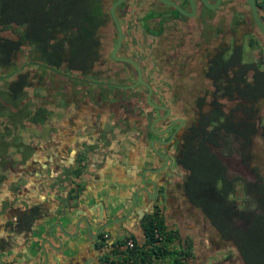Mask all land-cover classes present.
Returning a JSON list of instances; mask_svg holds the SVG:
<instances>
[{
  "label": "flooded vegetation",
  "instance_id": "1",
  "mask_svg": "<svg viewBox=\"0 0 264 264\" xmlns=\"http://www.w3.org/2000/svg\"><path fill=\"white\" fill-rule=\"evenodd\" d=\"M117 1L102 0L99 5L104 20L96 28L98 51L78 60L81 65H91L87 72L66 71L60 62L41 59L28 41L11 48L7 55L0 54V94L7 98L0 103L6 107V117H0V145L6 146L0 152V264H42L40 242L48 238L50 229L55 240L48 238L51 246L43 245L46 264H108L112 253V244H106L109 234L105 227L97 231L113 217L107 216L102 199L94 201L93 195L84 192L88 189L85 182L97 179L93 165L98 167L94 162L104 156L102 145L148 139L152 156L148 164L157 168L162 161L151 151L149 142L165 143L155 146L168 164L150 176L159 189L154 201L142 193L144 204L150 205L147 214L157 213V202L173 204L167 170L171 164L177 166L174 155L181 137L195 123L197 112L211 109L212 94L220 93L215 91L217 79L222 84L230 76V70H222L219 62L230 58L232 63L239 57L241 64H253L242 60L245 45L254 54H264V38L254 28L244 0H123L115 5ZM254 3L264 22V0ZM112 8L121 32L114 55L117 32ZM247 17L252 27L240 33L238 28ZM104 28L105 39L100 41L99 31ZM16 30H3L0 38L15 40ZM73 63L77 65L76 58ZM213 63H217L214 78L206 76ZM259 68H264V61ZM250 76L249 71L246 77ZM195 77H203L207 89L203 82L193 81ZM189 99L190 107L186 104ZM187 117L193 120L189 123ZM111 153L117 155V149L112 148ZM46 172H61L69 180L63 200L74 205L61 213L70 218V225L65 224L64 215L59 221L54 216L58 209L49 218V207L36 202L34 193L41 188ZM91 172L94 175L88 179ZM181 183L173 182L171 188L182 193ZM86 195L91 203L84 207L81 204ZM35 220L41 232L36 231L29 241L32 229L20 227ZM57 223L68 237L61 234Z\"/></svg>",
  "mask_w": 264,
  "mask_h": 264
},
{
  "label": "trees",
  "instance_id": "2",
  "mask_svg": "<svg viewBox=\"0 0 264 264\" xmlns=\"http://www.w3.org/2000/svg\"><path fill=\"white\" fill-rule=\"evenodd\" d=\"M101 2L0 0V32L15 29L19 32L15 40L0 38V54L7 55L11 48L28 41L40 52L41 59L60 62L66 71L87 72L91 65H81L78 60L91 57L98 51L96 28L104 20L99 8ZM74 58L77 65L73 63ZM239 60L237 57L232 63L230 58L219 62L222 70H230V76L221 81L222 84L219 83L220 78L215 82V91H219V95L212 94L208 112H197L195 123L181 137L174 163L184 172L180 187L185 200L199 210L217 239L234 248L241 264H264V178L257 173V168L251 169L255 180L245 182L242 190L252 202V207L238 208L230 199L234 192V179L228 178L224 164L212 150L221 146L223 136L230 135L246 147L252 144L257 134L258 105L264 100V68L254 63L241 64ZM217 63H213L206 76L214 78L217 69L214 64ZM249 71L251 76L247 78ZM219 98L238 99L240 102L226 113L217 101ZM260 128V136L264 138V125ZM140 227L143 244L137 245L130 236L133 247L119 252L125 256L121 261L186 264L192 259L190 246L186 243L174 249L168 248L175 233L165 231L157 213L145 216ZM155 233L162 242L157 243ZM119 244L123 246V242L119 241Z\"/></svg>",
  "mask_w": 264,
  "mask_h": 264
},
{
  "label": "crops",
  "instance_id": "3",
  "mask_svg": "<svg viewBox=\"0 0 264 264\" xmlns=\"http://www.w3.org/2000/svg\"><path fill=\"white\" fill-rule=\"evenodd\" d=\"M260 124L264 125L263 119ZM147 140L135 138L117 141L115 143L110 141L111 143L106 142L102 145L104 148V156L94 162L99 164L98 167H94L93 165V173H95L97 179L95 178V183L90 181L88 183V181H86L87 183L85 182V186H87L88 189L87 192H84L93 195L92 199L94 201L102 199L105 203V209L107 210L106 213L108 217H114L127 211L134 193L135 186L133 183L138 181L141 171L149 166L147 163L152 159V156H149L148 153L149 150L146 144ZM98 146L100 147V145ZM95 148H97V146H95ZM112 148L114 151L117 149V155L111 153ZM262 152L263 151L261 150V154ZM221 161L225 166L222 159ZM172 167L173 164L170 165L169 169L172 170ZM170 170H167V178L169 180L167 189L168 191H171L168 193L170 198L175 199L177 197L176 193L178 188L174 187V189H172L171 183L179 182L178 179H181L182 181L184 172L181 169V176L176 177ZM60 171L62 172V170ZM229 171L231 170L229 169ZM61 172L58 175L54 173L50 174L49 172L43 174L41 188L36 190L34 193V195L38 197L36 199V202L39 201L38 205L41 204L43 207H49V212H46L47 214L50 213V215H48L49 218H52L51 216H53V210H59V213L54 215L58 218V221L60 215H64L62 214L64 212L63 210L68 209V211H70L72 210L71 207L74 205V202L66 204L65 200H63L65 193H67L68 186H66V184L69 180H67L68 178H64L62 175L63 173ZM93 173L91 172L86 177L90 179V177L94 175ZM150 176V174L145 175L147 178H150ZM238 190L239 188L237 182L234 183V195L241 198L240 195L242 196V193L238 192ZM180 196L183 200V194H180ZM90 203L91 201L86 195V200H83L81 206L85 207ZM76 205L80 206L78 203ZM156 206H160L157 214L163 222L165 231L175 233L174 241L168 245V248L174 249L179 246V244L184 245L183 243L190 246L192 259L188 260L186 264H232L231 260L234 257L233 254H235V250L231 251V249H226L223 251L221 249V245H215L216 243H221L218 239L202 234L206 231L207 226L205 224L206 221L198 209L192 207L188 202L186 209H181L182 204L179 205V200H177V203L173 201V204L169 201V204L167 205H161L160 202H157ZM236 206L238 208L241 207V203H238ZM149 208L150 205L147 206L144 204L143 195L139 194L136 205L128 219L125 220L124 223H122V225L117 229L109 227L105 230V232L109 234L106 244H112V251L114 250V252L111 253L112 255L110 254L108 259L109 261L117 259L116 251L118 250H115L114 248L118 247L117 249H120V247L116 244V242H124L123 239L125 236L133 237L137 245L143 244L144 236L140 227V220L144 216L148 215L147 213L150 211ZM36 222H38V220L29 222L27 227H20V230L32 229L29 232V237H27L29 241L32 240V236H34L37 231L38 223ZM23 251L26 252L27 248L23 249Z\"/></svg>",
  "mask_w": 264,
  "mask_h": 264
},
{
  "label": "rangeland",
  "instance_id": "4",
  "mask_svg": "<svg viewBox=\"0 0 264 264\" xmlns=\"http://www.w3.org/2000/svg\"><path fill=\"white\" fill-rule=\"evenodd\" d=\"M235 19V18H234ZM234 19L232 20V22H234ZM244 23V24H243ZM243 23L240 25V27L238 28V31H240V33L244 30H246V27H252V25H250V18L247 17L245 18V20H243ZM255 28V27H254ZM256 30V29H255ZM254 30V31H255ZM259 40H262L261 37L259 35H255ZM99 38L100 41H102L103 39H105V28L99 31ZM243 40H246V36H243ZM103 43V42H102ZM257 49V48H255ZM23 53L20 54L19 58L21 60V57L25 55V52H27V49L22 51ZM33 51L31 50V53ZM255 51H250L246 48V45L243 46V55H242V60L243 62H247V61H253L254 63H256L258 65V67L261 66L262 62L264 61V54H260L261 52L258 51L257 53L254 54ZM102 53L104 54V50H102ZM30 54V53H29ZM29 54L27 56H29ZM252 55V56H250ZM35 56L34 58H36V55L34 53ZM193 81H199L200 83H204L205 89H207V81L204 80L203 77H195ZM181 100V98L179 99V101ZM189 102H186L187 105H192V99L188 100ZM2 102H7V98L5 95L0 94V103ZM221 105H222V110L224 112L228 111L229 109H233L236 107L237 103L240 102V100L238 99H234V100H227V99H221L220 100ZM181 104H182V100H181ZM183 106V104H182ZM259 108V112H258V116H257V134L253 137V141L252 144L250 146H246L244 147L241 142L235 141L233 140V138L229 135V136H223V142L221 143V146L219 148H212V150L215 152V154L217 155L218 158H221L223 160V162L225 163V168H226V172H227V176L230 179H234V183L238 182V192L242 193V196L240 195L241 198L237 197L233 194L231 195L230 199L235 201V204L237 205L238 203H241V207H239L240 209L247 207V208H251L252 207V202L250 201V199L248 197H246L243 193L242 187L243 184L245 182H253L255 180V175L253 174V172L251 171V169L257 168L256 171L257 173L262 176L264 178V138L261 137V128H260V122L263 119L264 122V100L262 102H260V104L258 105ZM5 110L6 107H3L0 105V117H6L5 115ZM184 115V114H183ZM182 115V116H183ZM186 115H184L185 117ZM188 118V122L190 123L193 119L192 117H187ZM29 133H31V130H28ZM37 133V132H36ZM35 133V134H36ZM42 136V134H41ZM6 148V146L4 147L2 144L0 145V152L4 151V149ZM261 150L263 151L261 154ZM262 155V156H261ZM228 168V169H227ZM229 169L232 171H229ZM236 171V172H234ZM172 172L174 176H181V169L179 167H172ZM232 177H236V178H232ZM179 182H181V179H178ZM180 185L176 184V187H178ZM177 197L175 199H173L174 202L177 203V200H179V205L182 204V208L181 209H186L187 207V201L183 198H181L180 194L182 195L181 191L179 189H177ZM61 214V213H60ZM206 224V222H205ZM207 226V224H206ZM202 234L208 236V237H214L215 239H217L215 232L209 227L207 226L206 231H204ZM216 246L221 245V249L224 251L226 249H231V251H234V248L229 244V243H216ZM235 254H233V259L231 260L232 264H241L240 260L237 257L236 251H234ZM230 263V262H228Z\"/></svg>",
  "mask_w": 264,
  "mask_h": 264
},
{
  "label": "water",
  "instance_id": "5",
  "mask_svg": "<svg viewBox=\"0 0 264 264\" xmlns=\"http://www.w3.org/2000/svg\"><path fill=\"white\" fill-rule=\"evenodd\" d=\"M121 1H123V0H118L115 3V5L118 4V3H120ZM244 1H245L246 5H247V8L249 10V13H250V16H251V19H252V22H253L255 28L261 34V36L264 38V22H263L262 18L259 16V14L257 12V9L255 7L254 0H244ZM190 2H191V0H190ZM216 2H218V0H216ZM111 17H112V20H113V23L115 25V29H116V32H117L116 44H115L114 49L111 52V55H114L115 50L117 49V47L120 44L121 32H120L119 26H118V24H117V22L115 20V17L113 15V8L111 10ZM179 122H181V121L179 120ZM162 133H164V132L161 131L160 134L162 135ZM164 144H165L164 142H158V141H150L149 142V146H150L151 151L160 158V160L162 161V165L159 166V167H157V168H154V166H149V167L144 168L141 171V173L139 175V181L133 183V185L135 186L134 187V193H133L131 203L128 206V209H127L126 213L124 215H122L121 217H117V218L116 217H113L110 220L106 221L105 222V225L104 226H101L98 229L97 233L100 232L103 229V227H105V230L108 229V226H112L113 228L117 229L119 227V224L122 221H124L126 218H128L129 215L131 214L132 210L134 209V207L136 205V202H137V199H138L139 194H142L143 193V194L146 195V197L148 196V199H150L148 201H150V202H153L154 201L156 192H158V190H159L157 188L158 186H156V184L154 182V179L147 178V177H145V175L146 174H150L151 176L152 175L153 176H156V174H158L159 172H161L162 170H164L166 168V166L168 164V160H167L166 156L165 155H162L161 153H159L157 151V149H155V146H157V145H164ZM63 218L65 219V222H66L65 224L70 225V223H71L70 222V218H67L66 215H64ZM55 226L58 227V229L60 230L61 234L64 237H68V235L66 236L65 232L63 231V229H62V227H61V225L59 223H57ZM40 232H41V230H39V228L37 227V233L40 234ZM47 234H48L47 235L48 238H51L53 241L55 240L54 235H51V229L47 232ZM70 237H72V236H70ZM48 238H45V239H43L40 242V252L42 253V264H46V262H47L46 251H45L43 245H44V243L46 245H48V246H51V244H52V243H50L49 240H47ZM58 244L60 246V243L59 242H58Z\"/></svg>",
  "mask_w": 264,
  "mask_h": 264
},
{
  "label": "built area",
  "instance_id": "6",
  "mask_svg": "<svg viewBox=\"0 0 264 264\" xmlns=\"http://www.w3.org/2000/svg\"><path fill=\"white\" fill-rule=\"evenodd\" d=\"M154 237L156 238L157 243L162 242V239L160 236L157 235V233L154 234ZM105 238H107V236L105 235ZM123 246L120 249H117L118 247L114 248L117 252V259L116 260H111L108 262V264H110L111 262H113V264H118V261H120V264H133L131 259H127L124 261H121L120 259L125 257L123 254H120L122 251H125L126 249L130 250L133 247V240L130 238V236H125V238L123 239ZM120 252V253H119Z\"/></svg>",
  "mask_w": 264,
  "mask_h": 264
}]
</instances>
